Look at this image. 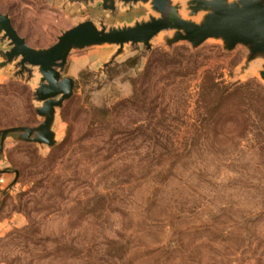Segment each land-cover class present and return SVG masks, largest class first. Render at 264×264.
I'll return each instance as SVG.
<instances>
[{"label":"rangeland","instance_id":"rangeland-1","mask_svg":"<svg viewBox=\"0 0 264 264\" xmlns=\"http://www.w3.org/2000/svg\"><path fill=\"white\" fill-rule=\"evenodd\" d=\"M0 11L32 47L84 20L112 27L156 15L116 0L113 10L101 0H0ZM171 34L149 49L124 44L104 69L117 45L70 52L61 76L75 85L56 109L55 144L4 143L0 169L19 174L8 188L14 173H0V264H264L259 68L243 45H167ZM6 49L0 34V61ZM17 61L0 68V129L42 120L40 73H18Z\"/></svg>","mask_w":264,"mask_h":264},{"label":"water","instance_id":"water-1","mask_svg":"<svg viewBox=\"0 0 264 264\" xmlns=\"http://www.w3.org/2000/svg\"><path fill=\"white\" fill-rule=\"evenodd\" d=\"M82 1V0H79ZM85 2L87 0H84ZM123 5L148 4L156 14H149L146 20L134 21L129 25L97 27L92 21L78 22L60 32L56 41L47 47H32L13 27L10 17L0 11L1 39L7 41L8 49L3 52L0 68L18 60V73L37 67L40 73L35 98L41 104L34 108L42 118L36 125H19L0 129V160L4 157V143L10 137L16 141L52 146L55 133L52 130L56 109H60L73 94L75 81L72 77L61 76L71 51L91 46L117 45V50L102 65L104 69L122 52L124 44L142 43L150 48V41L159 33L172 30L164 41L171 45L178 41L188 42L196 48L207 39L222 43L226 51L237 44L247 49L246 64L253 63L259 68L258 74L264 81V0H116ZM104 9L113 10L115 0H101ZM185 12V16L183 15ZM194 17H196L194 19ZM31 66V68H28ZM11 171L18 177L17 169H0V173Z\"/></svg>","mask_w":264,"mask_h":264},{"label":"crops","instance_id":"crops-1","mask_svg":"<svg viewBox=\"0 0 264 264\" xmlns=\"http://www.w3.org/2000/svg\"><path fill=\"white\" fill-rule=\"evenodd\" d=\"M29 45L34 46L35 44L29 43ZM42 45H45V44H39L38 46H42Z\"/></svg>","mask_w":264,"mask_h":264}]
</instances>
